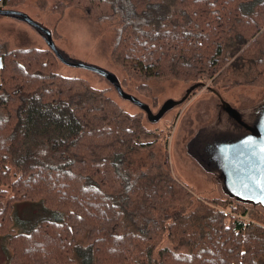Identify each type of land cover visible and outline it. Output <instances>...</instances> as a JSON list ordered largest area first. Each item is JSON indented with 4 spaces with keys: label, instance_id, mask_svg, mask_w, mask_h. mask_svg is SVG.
Segmentation results:
<instances>
[{
    "label": "trees",
    "instance_id": "obj_1",
    "mask_svg": "<svg viewBox=\"0 0 264 264\" xmlns=\"http://www.w3.org/2000/svg\"><path fill=\"white\" fill-rule=\"evenodd\" d=\"M68 2L92 20L120 19L114 59L137 81L215 83L248 54L262 68L253 80L264 83L256 56L264 0ZM57 67L49 49L0 52V238L9 264H264L261 209L194 201L166 159L130 172V154L154 144L140 142L150 134L141 114ZM50 212L59 217L36 221ZM14 213L26 232L14 233Z\"/></svg>",
    "mask_w": 264,
    "mask_h": 264
},
{
    "label": "rangeland",
    "instance_id": "obj_2",
    "mask_svg": "<svg viewBox=\"0 0 264 264\" xmlns=\"http://www.w3.org/2000/svg\"><path fill=\"white\" fill-rule=\"evenodd\" d=\"M10 10L24 13L49 29L55 46L69 57L114 74L123 91L146 104L153 114L169 99L180 101L193 85L175 80L142 82L130 78L118 66L113 55L117 29L121 24L118 17L92 20L85 15L83 8L69 4L68 0H22ZM259 30L264 31V25ZM256 47V56L264 61V38L257 42ZM27 49L44 51L48 48L41 37L24 23L0 17V52ZM249 57L246 54L242 61L234 60L223 77L215 83L210 81L206 88L192 92L184 103L167 112L155 124L149 123L146 115L137 107L122 100L114 88L98 75L66 67L58 60L56 72L63 77L81 79L94 91L104 92V97L130 115L141 114L142 123L150 134L141 137L140 142L154 144L150 148L130 154L129 163L125 165L130 172L145 170L166 159L172 177L192 193L194 201L233 202V198L223 191L220 177L204 169L193 157L188 146L201 131L217 128L219 134L224 133V126L221 124L224 119L220 116L226 117L220 113V101L216 94L244 117L256 107H264V83L259 78L257 81L253 80L258 77L262 68L259 66L256 73ZM212 133L208 132L209 140H212ZM257 208L261 209L259 211L264 216V209ZM58 217V214L50 212L39 216L36 221L43 218L55 220ZM28 228L14 216V233L26 232ZM163 244L169 246L167 242Z\"/></svg>",
    "mask_w": 264,
    "mask_h": 264
},
{
    "label": "water",
    "instance_id": "obj_3",
    "mask_svg": "<svg viewBox=\"0 0 264 264\" xmlns=\"http://www.w3.org/2000/svg\"><path fill=\"white\" fill-rule=\"evenodd\" d=\"M0 17L13 19L30 27L46 43L47 48L62 65L69 68L82 69L92 72L105 79L124 101L141 110L151 124L158 123L162 117L173 108L184 103L192 92L199 88H206L204 84H193L186 91L180 101H165L156 114L137 98L125 93L117 77L98 66L73 59L60 51L54 44L49 29L33 21L26 14L19 11L0 8ZM220 101V110L230 123L240 128L238 133H218L217 128L212 133L211 148L218 154V176L223 191L236 201L264 209V107H256L246 117L231 105ZM225 133L229 134L225 136Z\"/></svg>",
    "mask_w": 264,
    "mask_h": 264
},
{
    "label": "flooded vegetation",
    "instance_id": "obj_4",
    "mask_svg": "<svg viewBox=\"0 0 264 264\" xmlns=\"http://www.w3.org/2000/svg\"><path fill=\"white\" fill-rule=\"evenodd\" d=\"M222 111H220L221 113ZM219 113V114H220ZM222 119H224V122L221 121V124H223L225 131L227 132H233L238 133L240 131V128L236 127L232 123H230L227 119H225L223 116H220ZM229 134L225 133V136H228ZM211 141L208 138V135L205 131H201L200 134H198L195 139H193L188 148L192 152L193 157L198 161V163L204 168L212 171L213 173L218 174V154L216 151H213L211 146ZM221 183V182H220ZM222 187V184H221ZM223 189V188H222ZM228 196V195H227ZM230 197V196H228ZM231 198V197H230Z\"/></svg>",
    "mask_w": 264,
    "mask_h": 264
},
{
    "label": "crops",
    "instance_id": "obj_5",
    "mask_svg": "<svg viewBox=\"0 0 264 264\" xmlns=\"http://www.w3.org/2000/svg\"><path fill=\"white\" fill-rule=\"evenodd\" d=\"M10 258L11 255L6 240L0 238V264H9Z\"/></svg>",
    "mask_w": 264,
    "mask_h": 264
},
{
    "label": "built area",
    "instance_id": "obj_6",
    "mask_svg": "<svg viewBox=\"0 0 264 264\" xmlns=\"http://www.w3.org/2000/svg\"><path fill=\"white\" fill-rule=\"evenodd\" d=\"M250 212V211H249Z\"/></svg>",
    "mask_w": 264,
    "mask_h": 264
}]
</instances>
